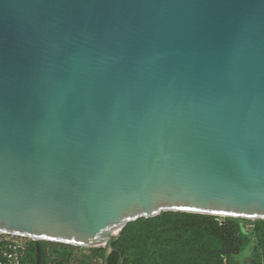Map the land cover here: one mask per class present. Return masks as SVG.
Returning <instances> with one entry per match:
<instances>
[{"label": "water", "instance_id": "water-1", "mask_svg": "<svg viewBox=\"0 0 264 264\" xmlns=\"http://www.w3.org/2000/svg\"><path fill=\"white\" fill-rule=\"evenodd\" d=\"M168 211L264 219V0H0V231Z\"/></svg>", "mask_w": 264, "mask_h": 264}, {"label": "trees", "instance_id": "trees-1", "mask_svg": "<svg viewBox=\"0 0 264 264\" xmlns=\"http://www.w3.org/2000/svg\"><path fill=\"white\" fill-rule=\"evenodd\" d=\"M114 246L109 264H264V219L247 230L240 218L220 221L215 215L168 211L129 223ZM41 247V264H74L66 253L53 259L44 241ZM83 248L91 262L79 264H104V248ZM25 264H37L33 239Z\"/></svg>", "mask_w": 264, "mask_h": 264}, {"label": "built area", "instance_id": "built-area-1", "mask_svg": "<svg viewBox=\"0 0 264 264\" xmlns=\"http://www.w3.org/2000/svg\"><path fill=\"white\" fill-rule=\"evenodd\" d=\"M22 239L28 241H20ZM30 240L31 238L0 231V264H25Z\"/></svg>", "mask_w": 264, "mask_h": 264}, {"label": "rangeland", "instance_id": "rangeland-1", "mask_svg": "<svg viewBox=\"0 0 264 264\" xmlns=\"http://www.w3.org/2000/svg\"><path fill=\"white\" fill-rule=\"evenodd\" d=\"M220 221H225V219L227 217L225 216H218ZM244 221V226L245 228L248 229H252L255 227L256 225V221L258 219H244V218H240ZM19 240V239H17ZM20 241H28L27 239H22ZM47 242V243H45ZM44 246L46 248V250L48 251L49 254H51V257L54 259L57 255V253H66L68 255H70L71 260H73L74 264H79L81 261L82 262H87L90 263L91 259H90V252L85 250L83 247L80 246H61L58 244H52L50 243V241H44ZM94 264V263H91Z\"/></svg>", "mask_w": 264, "mask_h": 264}]
</instances>
